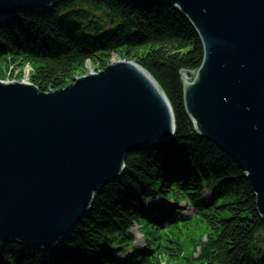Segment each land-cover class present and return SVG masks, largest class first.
Instances as JSON below:
<instances>
[{
	"label": "water",
	"instance_id": "95a60500",
	"mask_svg": "<svg viewBox=\"0 0 264 264\" xmlns=\"http://www.w3.org/2000/svg\"><path fill=\"white\" fill-rule=\"evenodd\" d=\"M61 1L0 0V22ZM129 1L174 6L197 33L203 63L181 72L187 115L245 173L264 220V0ZM175 134L170 100L135 62L113 61L49 93L0 81V252L60 246L129 156Z\"/></svg>",
	"mask_w": 264,
	"mask_h": 264
},
{
	"label": "trees",
	"instance_id": "16d2710c",
	"mask_svg": "<svg viewBox=\"0 0 264 264\" xmlns=\"http://www.w3.org/2000/svg\"><path fill=\"white\" fill-rule=\"evenodd\" d=\"M114 55L139 64L160 84L173 107L174 139L129 156L121 178L97 195L90 217L56 249L12 244L0 252V264H264V220L245 173L201 138L187 115L181 72L197 71L204 52L174 6L62 0L47 12L21 13L0 25V81L4 69L29 65L31 82L44 93L67 88L88 62L105 64L102 59ZM204 186L213 190L211 199L201 198ZM158 196L189 201L199 212L177 221L160 207L145 213L142 204ZM135 223L149 242L143 249L133 247ZM182 240L193 255H184ZM124 254V261L114 256Z\"/></svg>",
	"mask_w": 264,
	"mask_h": 264
},
{
	"label": "rangeland",
	"instance_id": "374dc122",
	"mask_svg": "<svg viewBox=\"0 0 264 264\" xmlns=\"http://www.w3.org/2000/svg\"><path fill=\"white\" fill-rule=\"evenodd\" d=\"M12 19H14V17H12L10 19L6 18L4 21L0 22V25H5L6 22H10V20H12ZM115 58L117 59L116 61L122 60L119 57V55H114V56H112V58H110V60L109 59H102L103 61L107 62L105 64H103L102 62H99L100 65H98V62H88L86 65H84L82 67L81 70H79L76 73L75 78H81L84 76H88L90 74V70H89L90 65L94 66L95 73L100 72L106 68L105 67L106 65H110L114 61ZM107 60H109V61H107ZM102 66H104L105 68L102 69ZM4 70H5V72H4ZM4 70H3V72L6 75V77L3 80H1V82H19V83H22L23 82L22 80H24L26 77H30V79L32 77V68L29 65L18 64L15 67H9L8 70H6V69H4ZM72 83H73V81H72ZM72 83H70L69 85H71ZM31 84H33V82H31ZM205 196L206 197L211 196V191L209 189L206 191ZM157 202H158V200H155L154 202H148L145 204V208H149L150 206L157 204ZM179 207L187 209V210H185L186 211L185 214L184 213H181V214H183V215H189L190 214V216L195 215V211L191 207H189L188 205H185V203L180 204ZM133 234L135 235V245L140 246V247L144 246L145 241H144V237H143L142 227L140 225H138V224L135 225V228L133 229ZM184 239H185V237H184ZM182 242H183V246H184V255L186 257L193 255V249H192L191 245L185 240H182ZM118 257H119L118 259L122 260V261L125 259V256H118ZM177 264H184V263L181 262V263H177Z\"/></svg>",
	"mask_w": 264,
	"mask_h": 264
},
{
	"label": "bare ground",
	"instance_id": "6f19581e",
	"mask_svg": "<svg viewBox=\"0 0 264 264\" xmlns=\"http://www.w3.org/2000/svg\"><path fill=\"white\" fill-rule=\"evenodd\" d=\"M53 9V8H52ZM51 10V9H50ZM117 59L115 58L114 61H116ZM90 73L91 72H95L94 70V66L93 65H90ZM23 82L22 83H31V79L30 77H26L24 80H22ZM151 150V149H150ZM124 172V171H123ZM123 175V174H122ZM56 249V248H55Z\"/></svg>",
	"mask_w": 264,
	"mask_h": 264
}]
</instances>
